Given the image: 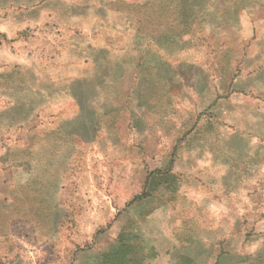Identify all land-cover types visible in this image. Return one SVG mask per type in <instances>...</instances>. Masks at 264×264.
Masks as SVG:
<instances>
[{
	"label": "rangeland",
	"instance_id": "1",
	"mask_svg": "<svg viewBox=\"0 0 264 264\" xmlns=\"http://www.w3.org/2000/svg\"><path fill=\"white\" fill-rule=\"evenodd\" d=\"M109 1L112 11L99 23L94 9ZM118 2L147 3L141 17L150 31L158 27L167 36L182 29L179 0H0V34L8 37H0V262L9 261L1 254L10 253L21 256L24 264H104L103 257L124 234L137 238L147 257L143 264H176L179 258L194 264H264V202L260 214L249 202L253 193L221 191L212 161L167 159L172 147L165 139L154 142L149 137L148 144L140 143L128 135L126 111L117 131L125 133L121 145L117 137L108 143L99 137L91 151L84 147L77 152L60 137L48 143L58 149L41 155H30L24 148L30 130H52L75 115L72 101L52 86L78 69L81 59L75 51L108 41L112 52L123 50L128 35L121 27L128 22L123 12L113 11ZM248 3L213 0L211 6L224 5L225 12L211 14L208 27L203 32L195 28L187 43L186 61L207 70L201 72L210 86L201 95L203 102L213 97L216 61L223 55L225 88L231 76L227 63L241 55L250 35L249 28L239 27L238 32L227 25L215 27L216 17L230 20V25L239 19L240 24L258 23L264 8H245ZM148 8L158 15L154 24ZM241 8L252 11L235 16ZM171 49L181 51L177 60L170 59L174 65L185 62L183 49L168 46L160 48L156 62L166 61ZM29 69L33 92L44 84L54 94L43 107L38 95H27L29 85L23 80ZM10 71L20 73L12 84L7 79ZM68 77L61 78L62 85L70 82ZM174 103L183 109L182 99L176 97ZM157 104L156 110L149 105L150 124L164 119L170 109L162 96ZM167 165L180 176L173 187L163 177L150 175L157 168L165 172Z\"/></svg>",
	"mask_w": 264,
	"mask_h": 264
},
{
	"label": "crops",
	"instance_id": "2",
	"mask_svg": "<svg viewBox=\"0 0 264 264\" xmlns=\"http://www.w3.org/2000/svg\"><path fill=\"white\" fill-rule=\"evenodd\" d=\"M110 3L109 1L106 4H100L99 9L95 7L94 17L99 23L105 22V12L112 11ZM27 11V15H31V7ZM250 11L252 9H237L235 16H242L243 13ZM235 21H237L236 25L231 24L227 27L238 32L239 27L242 31L249 28L250 35L240 49L241 55L229 63L231 76L225 88L222 80L223 55L216 61L217 74L213 77L214 84L211 86L213 97L208 102H203L201 99V95L210 87L208 83L203 82L201 76V72L205 73L207 70L202 71L203 67L199 69L186 61L190 56L189 48L182 51L185 62L177 61L174 65L170 59L175 58L181 51L171 49L166 53V61L158 64L156 59L160 47L155 48L156 57L142 56L147 42L133 40L126 26L121 27L128 35V41L123 45V50L112 52L110 41L104 45H97L91 50L83 51L76 47L78 49L75 51L76 59H81L76 64L78 69L75 71L72 69L61 77L67 78L72 73L68 77L70 82L62 85L63 79L57 78L56 85H52L56 92L59 91L72 101L76 107L75 115L71 119L60 121L52 130H30L24 138V148L30 155H41L46 150L58 149L54 146L51 148L48 143L51 144L49 139L52 138L55 139L54 142L60 141V137L69 141L70 146L75 147L77 152L84 147L91 151L94 141L99 137L106 143L109 138L117 137L115 139H118L121 145L120 136L125 133L117 131L126 111L128 135L131 134L136 140H140V143L145 141V144H148L149 137H152L154 142L161 139L169 141L172 148L167 159L212 161L221 191L253 193L248 197L249 202L262 214L261 205L264 202V9L258 23L240 24V19ZM111 25L115 27L113 24H108V27ZM0 37L8 40L5 34H0ZM149 62L153 67L150 93L143 92L142 86L139 85L144 74L142 67ZM182 64H187L183 70ZM18 76L20 73L16 71L7 73L8 84H12ZM218 79L222 85L220 87H218ZM23 82L29 85L27 86L29 99L38 95L41 107L51 101V96L54 94L46 89L47 85L40 84V89L33 92L30 69L24 75ZM161 96L162 99L167 100L170 109L164 119L150 124L147 122L150 114L149 105L152 110H156L154 107L160 102ZM176 97L182 99L183 109L175 105ZM124 104L126 107H123V110ZM116 110L117 115L114 113ZM170 173L176 177V180L180 177L172 168ZM1 255L10 259L0 264H24L21 256L17 257L10 253Z\"/></svg>",
	"mask_w": 264,
	"mask_h": 264
},
{
	"label": "trees",
	"instance_id": "3",
	"mask_svg": "<svg viewBox=\"0 0 264 264\" xmlns=\"http://www.w3.org/2000/svg\"><path fill=\"white\" fill-rule=\"evenodd\" d=\"M249 3L246 7L249 5H259L262 8H264V5L261 4L260 0H248ZM211 0H194V2H191V0H179V9H178V17L180 25L182 26L181 31H177L175 34L171 35H164L162 34V29L155 27V29H152L150 31L149 27H145L142 12L144 11V8L148 5L147 3H137V2H131V3H125V2H118L114 4L113 8L115 12H123L126 15L128 25L126 26L127 31H129V34L131 38L134 40L137 37L147 38V44L143 48V54L144 57L154 56L155 57V48H164V47H171V48H178L186 50L187 43L190 41L192 35L196 31L195 28L199 32H203L205 30V26L208 27L210 20L211 22V14H217L220 11H224V5L215 6L211 4L213 3ZM215 2V1H214ZM216 3V2H215ZM154 4V3H153ZM151 5L152 7H155L157 5ZM217 4V3H216ZM111 6V4L109 5ZM159 7V6H158ZM159 9H161L159 7ZM148 10L151 11L149 15H151V24L155 23L156 17L158 16L156 14V10L154 8H148ZM161 14L164 13V9H161ZM225 12V11H224ZM147 20V19H146ZM134 21V25L133 24ZM217 23H215V27H222L225 25H230L229 21L226 20H219L216 17ZM162 37H165L162 39ZM167 38V39H166ZM185 38V39H184ZM184 44V46H183ZM189 44V43H188ZM227 65L230 67L229 62ZM147 67V68H146ZM152 64L151 62L147 63L145 67H142L144 69V74L139 72L140 75H142L144 80L142 78L139 81V85L142 86V90L147 91L148 93L151 92L152 89ZM147 77V78H146ZM115 115L118 114L117 110L114 112ZM114 121V120H113ZM167 169H165V172H162L160 169H155L150 172V175L154 177H163L164 182L167 183L168 187L175 186L174 184L177 183L176 177L170 173L171 168L169 165H167ZM156 184V182H155ZM138 198L135 197L134 200ZM142 247L140 246V243L137 242V238L135 237H127L124 234L121 235L118 238V245L115 247L113 251L108 253L103 257L104 264H143L146 260V255H143L142 253ZM153 252V249L150 250ZM176 264H194L192 260L188 259H182L179 258L178 263Z\"/></svg>",
	"mask_w": 264,
	"mask_h": 264
}]
</instances>
